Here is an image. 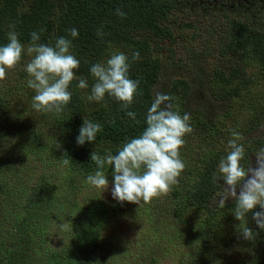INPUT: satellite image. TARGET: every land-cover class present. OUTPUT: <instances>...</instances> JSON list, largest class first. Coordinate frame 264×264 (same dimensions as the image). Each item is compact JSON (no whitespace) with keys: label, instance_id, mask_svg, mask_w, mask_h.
Segmentation results:
<instances>
[{"label":"trees","instance_id":"16d2710c","mask_svg":"<svg viewBox=\"0 0 264 264\" xmlns=\"http://www.w3.org/2000/svg\"><path fill=\"white\" fill-rule=\"evenodd\" d=\"M198 1L204 0H0V46L8 43L7 33L13 30L10 25H15L14 30L25 46L30 43L33 31L44 29L40 42L50 43L61 36L72 39L68 30L76 28L79 36L73 40V54L80 60L77 75L87 78L91 86L94 82L89 71L92 64L106 61L113 52H124L131 61L132 53L138 51L140 59L131 62L129 75L139 81L141 93L129 109L137 113L139 123H136L110 97H106L107 107L86 103L81 99L83 93L76 87V81L70 86L71 103L60 114L37 112L32 108V102L23 108L16 104L13 107L11 99L0 92V163L4 157L15 159L19 152L22 158L40 164L30 182L18 185V194L4 187L6 180L0 173V205L16 207L15 212H7L3 224L0 221V264L99 263L101 235L110 215L118 213L121 203L113 200L106 204L92 197L88 201L80 200L76 194L67 191L80 177L94 174L96 165L91 161L94 151L100 155L116 154L126 139L136 137L144 130L147 110L157 92L178 98L182 115L189 113L193 119L209 126L208 120L213 114L207 105L199 107L196 102L198 107L192 108L191 112L188 109L190 101L201 96L205 90L203 86L209 83V72L205 76L203 68L196 67V74L188 79H173L164 91L156 88L162 68L158 53L164 45H175L182 28L192 25L183 19L175 25L172 17L169 19V12L175 7L182 10L180 3H186L187 8L192 9ZM243 1L246 6H254L251 16L242 14L244 10L239 7L226 10V7L206 3L200 8L203 13L198 15L218 24L215 50L222 60L220 73L223 72L230 81H249L245 66L250 54L264 69V0ZM118 8L126 13L125 18L116 15ZM98 29H102L103 37L97 35ZM235 95L228 91L217 98L222 101L220 115L228 112ZM209 96L214 97L213 94ZM23 98V94L16 95L17 100ZM207 98L205 94L204 99ZM84 117L101 123L103 131L97 134L94 143L86 142L81 146L76 139ZM69 157L71 164L64 167L61 159ZM202 163L194 180L188 178L185 181V177L180 176V186L171 193L173 216L179 217L187 206L204 213L203 217L193 220V232L200 236L191 249L189 264H229L233 257H238L237 264H264V230L258 228L250 213L248 226L258 235L253 241L245 240L237 232L236 225L240 222L232 214L235 201L226 204L229 212L212 207L218 188L213 179L217 163L209 157H204ZM56 166L65 170L62 180L56 177L59 173L53 171ZM3 169L9 172L8 167ZM105 171L112 173L113 167L106 166ZM92 199L96 202H91ZM69 211L74 215L66 214ZM254 211H260L259 206ZM54 220L65 225L66 239L58 248L50 247L45 239L48 232L45 226ZM6 239L11 241L7 243ZM216 243L234 249L235 253L230 257L212 254L211 246Z\"/></svg>","mask_w":264,"mask_h":264},{"label":"rangeland","instance_id":"374dc122","mask_svg":"<svg viewBox=\"0 0 264 264\" xmlns=\"http://www.w3.org/2000/svg\"><path fill=\"white\" fill-rule=\"evenodd\" d=\"M203 3L213 7H226V10L239 7L240 10H244L241 11L242 14L249 16L253 14L254 10L253 5L246 6V2L243 0H204L195 3L192 9L187 8L186 3H180L182 10L175 7L169 12V19L172 17L175 25L177 22L180 23V19L192 25L182 28L180 39L176 41L175 45H164L162 51L158 53L162 68L156 88L159 91H164L171 80L188 79L196 74L194 68L201 67L205 76L209 72V83L207 86L206 84L203 86L205 90L201 96L190 101L188 109L191 112L192 108L198 107L197 102L199 107L207 105L213 114L211 120H208V127L199 120L193 119L190 114L193 132L185 137L186 143L180 150L181 159L186 165L181 174L185 177V181L188 178L195 179L203 167L202 159L204 157L212 158L217 163L214 169L217 172L219 160L227 155V141L231 138L233 131L242 135L240 142L245 145L246 152L251 151L241 161L245 167L251 163L255 166L254 153L264 147V69L256 57L250 54L245 66L249 81L243 79L230 81L223 72L220 73L222 60L216 54L214 44L218 24L208 17L198 16L203 13L200 9L203 7ZM169 22L171 23V21ZM192 58L196 59L191 61ZM29 60L30 57L25 53L21 65L9 70L6 79L0 81V92L11 99L10 105L13 107L16 105L19 108L27 106L29 102H32V96L35 94L27 86L29 77L23 70V65ZM228 91L235 92L236 95L230 102L228 112L220 115L222 101L217 98ZM199 92L198 89L197 93ZM19 93L24 95L21 100L16 99V95ZM205 94L208 96L207 99H204ZM211 94L214 97H210ZM172 105L173 110L180 112L181 104L178 98L173 99ZM1 142L4 144V141ZM21 158L22 155L18 152L15 159L9 160L8 157H4L0 163V173L6 180L4 187L9 188L11 193L18 194L16 192L18 185H26L30 182L40 168L38 162L31 161L27 157H23L22 160ZM3 167H8L9 172L5 171ZM53 171L59 173L56 176L58 179L64 178L65 170H62V166H56ZM107 175L109 187L106 191L102 192V190L90 186L86 181L88 176L86 175L80 177L78 183H74V187L67 192L76 194L80 200L88 201V198L92 197L107 204L115 200L111 195L112 173H107ZM223 183V180L217 183L218 188L214 193L212 207L218 211L229 212L227 207L221 209L216 204L223 191L221 186ZM55 185L57 186L58 183ZM179 186V184L173 186L167 195L154 198L147 204L137 205L128 202L120 204V210L118 213L110 215L101 235L98 264H189L191 249L197 244L196 240L200 236L193 232L195 231L193 220L203 217L204 213L194 207L187 206L181 210L179 217L171 214L170 208L173 207L171 193ZM57 193L60 194V192ZM231 201L232 199H229L226 204ZM91 202L95 203L96 201L92 199ZM15 210L16 207L13 205L12 207H8L6 204L0 205L2 224L5 222L7 212L12 213ZM66 214L72 216L74 212L69 211ZM60 225L61 222L54 220L45 226L48 230L45 233V239L50 247L58 248L66 239V233ZM215 229L217 228L215 227ZM223 230L222 228L221 231ZM226 238H229L228 234H226ZM10 241V239H6L7 243ZM233 250L232 248L226 249L218 243L213 244L210 249L212 254H217L218 257H230L235 253ZM237 258L233 257L229 264H237Z\"/></svg>","mask_w":264,"mask_h":264},{"label":"clouds","instance_id":"9594fccd","mask_svg":"<svg viewBox=\"0 0 264 264\" xmlns=\"http://www.w3.org/2000/svg\"><path fill=\"white\" fill-rule=\"evenodd\" d=\"M116 15L126 17L119 8ZM10 28L13 30L7 33L8 43L0 46V81L6 79L9 70L21 65L26 53L30 60L23 65V70L29 77L27 86L35 93L31 105L35 111L62 113L71 103L70 86L76 81V87L83 93L81 99L86 103L107 107L106 97H110L120 104L128 118L139 123L137 113L129 110L141 94L139 81L129 75L131 62L140 59L138 51L132 53L131 61L124 52H113L106 61L92 64L89 71L94 82L90 86L87 78L77 75L80 60L73 54V40L79 36L76 28L68 30L72 39L61 36L50 43L40 42L44 29L33 31L27 46L20 41L15 25ZM97 35L103 37L102 29L97 30ZM172 99L168 94L157 92L145 116L146 126L138 136L126 139L116 154L100 155L96 151L91 154L96 171L86 177L90 186L106 191L109 180L105 168L113 167V199L121 204L141 205L167 195L179 183L178 178L186 167L180 150L193 128L191 115L173 110ZM101 131V123L84 117L76 142L81 146L94 143ZM241 140L242 135L233 131L227 141V155L219 160L213 179L216 183L224 182L217 206L223 209L229 199L234 200L232 214L240 222L236 225L237 232L243 239L253 241L258 233L248 226L250 213L258 228L264 230V147L254 153L255 166L251 163L245 167L241 161L246 157V148ZM61 164L69 167L71 158H62ZM257 206L260 211H254Z\"/></svg>","mask_w":264,"mask_h":264}]
</instances>
